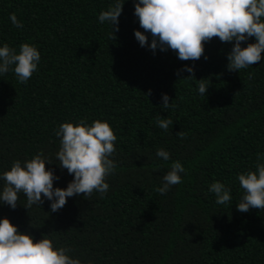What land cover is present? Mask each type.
<instances>
[{"label": "trees", "instance_id": "trees-1", "mask_svg": "<svg viewBox=\"0 0 264 264\" xmlns=\"http://www.w3.org/2000/svg\"><path fill=\"white\" fill-rule=\"evenodd\" d=\"M113 3L0 0V45L34 44L41 54L27 83L12 71L0 76V172L42 151L53 162L46 169L59 177L54 188H66L74 177L56 161L59 125L99 119L117 137L106 194L74 195L52 212L43 194L41 206L27 209L19 193L15 209L0 205V218L34 242L48 235L82 264H264V209L237 210V177L254 171L264 153V59L230 71L234 42L218 37L196 61L171 49L154 53L135 38L144 30L134 0H125L118 31L99 22ZM13 13L22 28L12 24ZM248 43L255 37L242 47ZM186 65L194 72L182 71ZM201 79L209 84L206 96L198 93ZM162 94L174 107L162 108ZM158 115L173 121L167 131L157 126ZM161 147L168 161L156 156ZM175 161L185 168L182 182L162 195L157 188ZM215 181L231 189L230 202L216 203L209 191Z\"/></svg>", "mask_w": 264, "mask_h": 264}, {"label": "clouds", "instance_id": "clouds-1", "mask_svg": "<svg viewBox=\"0 0 264 264\" xmlns=\"http://www.w3.org/2000/svg\"><path fill=\"white\" fill-rule=\"evenodd\" d=\"M124 3L125 0L123 3L114 0L98 17L100 23L110 24L112 33L119 30L118 18ZM134 5V15L144 30H135V38L141 47H148L154 53L157 48L161 51L171 49L182 61H196L204 54L205 42L218 37L221 42H234L227 55L230 71L247 69L264 59V0H134ZM9 19L15 27H23L14 13ZM146 33L151 34L150 44ZM252 37L255 43L242 47V42ZM40 61L41 54L34 44L22 43L18 50L7 43L0 45V76L12 71L18 82L27 83ZM182 71L193 73L194 65H186ZM205 80H196L198 93L204 96L209 87ZM162 101L163 109L174 107L167 94H162ZM156 124L167 131L173 121L158 115ZM55 134L60 138L56 161L61 169L73 175V180L66 188H54V181L59 177L51 168L46 169V163L53 162L41 151L31 159L13 161L8 170L0 172V181L4 182L0 187V205L7 204L15 209L18 194L23 193L27 199L24 207L41 206L43 194V199L51 202V211L56 212L74 195L90 196L95 191L103 196L109 191L106 177L116 169L110 157L116 150L114 142L117 140L109 123L99 119L92 123L86 119L64 122ZM177 134L183 138L181 132ZM156 156L165 161L171 158L162 147L157 149ZM182 173H185L183 164L173 162L157 191L163 195L180 184ZM237 179L243 189L237 210L264 209V153H257L254 171L242 172ZM209 191L219 205L232 200L231 189L220 181L213 182ZM70 252V248L55 246L48 235L34 242L31 234L20 231L9 218H0V264H82L81 259Z\"/></svg>", "mask_w": 264, "mask_h": 264}]
</instances>
